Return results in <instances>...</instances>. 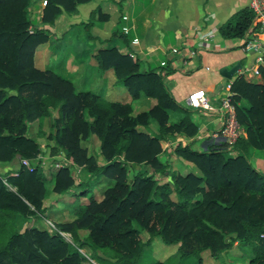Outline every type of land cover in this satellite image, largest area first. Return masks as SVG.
Wrapping results in <instances>:
<instances>
[{
    "label": "trees",
    "instance_id": "16d2710c",
    "mask_svg": "<svg viewBox=\"0 0 264 264\" xmlns=\"http://www.w3.org/2000/svg\"><path fill=\"white\" fill-rule=\"evenodd\" d=\"M35 1L0 0V162L16 154L35 159L39 149L25 134L26 123L48 117L50 155L59 153L111 181L99 198L90 194L71 219L56 223L58 230L87 248L98 264H201L203 250L219 261L234 243L236 256L246 264H264V173L250 161L264 151V68L259 69V83L235 76L230 85V103L244 135L231 144L198 150L192 141L177 143L167 151L190 168L172 171L160 154L175 136H195L196 109L180 106L160 73L142 70L115 47L97 50V68L111 70L115 84L131 99L140 93L153 98L150 108L133 113L129 102L76 91L56 73L35 68L34 48L46 38L45 31L31 25L29 7ZM89 1L44 0L41 22L51 24L59 14L71 15ZM105 19L95 8L82 24ZM251 21V10L240 8L218 27V34L224 40L240 38ZM90 136L98 142L101 164L80 145ZM157 173L167 179L158 181L153 177ZM44 180L38 164L30 171L19 165L15 175H0V264H81L82 257L56 232L15 225L17 217L44 213ZM89 180L73 194L85 196ZM77 184L62 167L53 174L51 190L63 193ZM155 238L174 249L161 259L149 258Z\"/></svg>",
    "mask_w": 264,
    "mask_h": 264
},
{
    "label": "crops",
    "instance_id": "0c3cea01",
    "mask_svg": "<svg viewBox=\"0 0 264 264\" xmlns=\"http://www.w3.org/2000/svg\"><path fill=\"white\" fill-rule=\"evenodd\" d=\"M43 5L42 0H36L29 7L31 25L46 32L45 40L34 48V67L56 73L76 91H90L108 101L129 102L133 113L150 108L155 100L142 93L131 99L123 86L115 84L111 70L97 68V50L115 47L136 60L142 70L160 73L180 106H187V96L200 90L209 102H217L223 95V83L239 76L237 70L251 59L239 48L240 38L224 40L217 30L232 13L247 7L248 0H90L79 4L71 15L59 14L51 24L41 22ZM95 8L106 19H95L91 25L83 26ZM121 26L126 28V34ZM210 29H215L209 42L212 48H205L197 33ZM131 38L136 42L131 43ZM260 81L261 78L252 82ZM194 112L197 133L188 142L191 140V147L198 150L206 148L208 134L219 123L215 112ZM196 140L198 147H194ZM169 155L170 164L174 162L172 157L176 160L171 168L177 169L178 163L185 170L190 168L173 153ZM250 161L264 173V151L251 156ZM235 246L226 252L231 264H246L236 256ZM208 259L201 264H219L209 255Z\"/></svg>",
    "mask_w": 264,
    "mask_h": 264
},
{
    "label": "rangeland",
    "instance_id": "374dc122",
    "mask_svg": "<svg viewBox=\"0 0 264 264\" xmlns=\"http://www.w3.org/2000/svg\"><path fill=\"white\" fill-rule=\"evenodd\" d=\"M43 1V0H42ZM31 31V30H30ZM126 34V33H125ZM133 39V38H131ZM43 42V41H42ZM136 42V39H135ZM198 120V119H195ZM50 118H38L31 122L26 123V129L25 134L27 137L32 139L38 146V153L36 155V158L33 160H28L29 164L31 163L32 166L34 164L40 165V171L41 174L44 176V184H45V197H47L44 200V206L45 211L43 214L37 215V216H29L26 219H22L20 217L15 218V225L22 229L23 227L29 226V227H35V228H42L45 229L49 233L55 232L54 228L49 226L48 221L52 223V225L55 227V229H58L56 227V223L67 220L70 218L73 214V211L75 210L76 206L81 203V200H86V198L90 194H94L96 197L99 198V194L101 193V190L109 185L111 181L104 179V177L100 176H93L91 173L86 171L84 167L77 166L75 164L70 163L68 160H65L62 155L55 154L50 155L49 150L52 145V141L48 138V134L50 133ZM191 141V140H190ZM197 144L194 143V147H198L199 143L196 140ZM183 145L185 143H188V138L183 136H175L172 140H170L169 143L164 145V151L160 154V159L162 161H167L169 164V167L173 164L176 165V160L174 157H172V162L170 164L168 157H170L169 152H166V150L171 149L176 144ZM80 145L86 149V152L89 155L95 156V160L97 164H101L102 160L99 159L98 153H97V141L94 137L90 136L86 140H81ZM168 155V156H167ZM174 158V159H173ZM19 166V158L6 162L1 163L0 162V175L3 177L6 173L8 175L11 171L17 170ZM25 167V166H24ZM66 168L73 181L74 184L79 182V184L75 185L71 189L66 190L63 193H55L51 190L52 187V177L54 172L59 168ZM177 169H173L170 167V170H176L180 173H184L187 170L183 169V166L181 163L177 164ZM27 170L28 168L25 167ZM145 168V167H143ZM133 169L132 167H128L127 169V175L130 176V171ZM185 170V171H184ZM183 171V172H182ZM149 174V173H148ZM153 177L157 179L158 181H162L164 179H167L166 177L161 176L160 173L154 174ZM4 180V178H2ZM90 179V180H89ZM89 180L87 183H85V189L86 193L85 196H81V194L74 195L73 193H78L80 190H82L84 186V182ZM6 188L14 191V187H11L6 183ZM53 209V210H52ZM69 234V233H68ZM80 234H84V232H80ZM70 235V234H69ZM65 235L62 237V239L73 249L77 251V253L82 257L81 264H98L90 257V251L85 247H79L75 242H73L71 236ZM142 239L145 238L144 234L141 235ZM224 241H227V236L223 237ZM148 253L149 258H163L166 256L170 251L174 249V246L172 245H165L163 244L159 239L155 238L150 244ZM235 245V243H234ZM176 247V245H175ZM78 249H81L82 253L78 251ZM233 247L229 248V253L232 251ZM228 250H223L221 252V259L219 260V264L223 262V264H231V258L230 255H227ZM209 252L208 250H203L201 252V261L205 262L208 259ZM226 259V260H224Z\"/></svg>",
    "mask_w": 264,
    "mask_h": 264
},
{
    "label": "built area",
    "instance_id": "2783aa9c",
    "mask_svg": "<svg viewBox=\"0 0 264 264\" xmlns=\"http://www.w3.org/2000/svg\"><path fill=\"white\" fill-rule=\"evenodd\" d=\"M42 3L44 4V0ZM247 7L252 12V21L242 37H240L239 48L245 54L251 55V59L237 70V74L244 80L252 82L260 78L259 69L264 68V0H248ZM121 31L127 33L124 26H121ZM214 33L215 29L197 33L205 48H212L209 42ZM130 42L134 43L135 39H130ZM231 82V78L226 80L223 85V95L215 103L209 102L201 90L190 93L186 98L187 107L194 108L200 113H216L219 124L215 130L208 134L206 138L207 145L231 144L236 138L244 135L243 128L237 123L234 106L230 103ZM19 165L27 167L29 171L32 169L31 163L29 164L26 159H19ZM16 171H11L10 174L15 175ZM2 182L6 185L5 180L2 179ZM48 224L61 237L69 235L55 229L51 222L48 221ZM78 251L82 253L81 249H78Z\"/></svg>",
    "mask_w": 264,
    "mask_h": 264
},
{
    "label": "water",
    "instance_id": "95a60500",
    "mask_svg": "<svg viewBox=\"0 0 264 264\" xmlns=\"http://www.w3.org/2000/svg\"><path fill=\"white\" fill-rule=\"evenodd\" d=\"M234 69H235V67H234ZM234 69H233V70H234ZM233 70H231V71L233 72ZM228 77H229V76H227V78H228ZM223 84H224V83H223ZM203 149H204V148H203ZM15 157L18 159V158H19V155L16 154Z\"/></svg>",
    "mask_w": 264,
    "mask_h": 264
}]
</instances>
